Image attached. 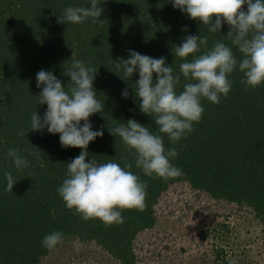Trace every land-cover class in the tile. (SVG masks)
<instances>
[{
	"label": "trees",
	"instance_id": "16d2710c",
	"mask_svg": "<svg viewBox=\"0 0 264 264\" xmlns=\"http://www.w3.org/2000/svg\"><path fill=\"white\" fill-rule=\"evenodd\" d=\"M89 4L90 0H0V264H41L62 244L52 250L43 246L44 236L54 231L63 233L62 242H94L121 264H138L134 241L156 225L155 207L172 187L182 183L216 201L248 206L264 225V83L245 92L243 73L237 68L229 76L232 89L227 97L221 95L218 104L201 100L204 112L193 123L192 132L175 144L164 135L165 147L178 150L172 163L183 175L175 179L145 176L135 167L134 154L107 130L135 119L158 133L152 117L140 111L131 87L138 73L125 81L116 68L118 59L128 58L129 49L153 58L163 56L174 74H180L184 61L172 49L189 34L207 36L208 49L223 42L240 59L242 54L226 36L229 26L225 23L220 32L211 33L208 25L173 8L170 0H107L100 5L103 24L91 19L83 24L57 23V15L66 7ZM205 50L202 46L201 52ZM73 58L96 69L94 88L104 103V111L89 118L93 130L104 126V135L89 143L88 159L122 167L132 163L130 171L147 182L145 210H123L122 224L84 221L66 207L57 189L66 178V163L81 149L62 148L59 134L46 129L31 131L32 114L43 116L47 108L39 104L42 89L36 87V73L52 71L70 87V77L63 75V69ZM180 75L178 93L189 82ZM126 87L130 94L125 99L121 93ZM33 146L41 151L39 157L32 154ZM13 148L29 161L26 168L14 167L7 155ZM6 171L17 181L13 191L7 190ZM221 253L216 251L220 262L229 264Z\"/></svg>",
	"mask_w": 264,
	"mask_h": 264
},
{
	"label": "clouds",
	"instance_id": "9594fccd",
	"mask_svg": "<svg viewBox=\"0 0 264 264\" xmlns=\"http://www.w3.org/2000/svg\"><path fill=\"white\" fill-rule=\"evenodd\" d=\"M170 2L173 8L186 13L190 19L208 25L211 33L220 32L226 23L229 26L226 36L242 56L238 59L232 47L220 41L208 49L207 36H185L182 43L172 49L173 54L184 61L179 65L180 74L189 81L179 93L176 87L181 75L174 74L172 66L166 65L165 57L153 58L129 49L127 59L121 57L116 61L117 70L123 72V78L120 76L123 80H131L133 74L138 73L135 87L133 84L131 87L139 100L140 111L152 117L158 126V133L154 134L135 119L127 120L126 124L107 127V130L113 137L118 136L125 148L134 154L135 167L145 176L155 175L164 180L183 175L182 170L172 163L178 156V150L165 147L164 135L175 144L192 132L193 123L199 122L204 112L201 100L206 98L218 104L221 95L227 97L232 89L229 76L237 68L243 73L241 83L245 85V92L264 83V0ZM103 3H107V0H90L86 7H66L57 15V23L83 24L91 19L95 24H103L105 20L100 19L104 12V8L100 7ZM244 5L247 6L246 10ZM184 31H187L186 26ZM202 46L206 49L203 52ZM190 55L194 58L189 61L187 58ZM96 73V69L86 66L84 61L73 58L70 66L63 69V75L70 77L68 84L71 86L66 87L52 71H38L36 87L42 90L37 97L39 104L47 105V108L43 116L37 112L32 114L31 131L43 132L46 129L50 134H59L62 148L81 149L78 156L66 163V178L57 192L66 207L74 210V214L82 220L98 219L105 226H111L124 223L122 211L125 209L145 210L147 182L130 171L132 163L126 162L122 167L112 161L98 163L88 159L89 143L104 135V126L100 130H93L89 119L104 111V103L97 99V90L94 88ZM129 94L127 87L122 90V98H128ZM33 147L32 154L39 157L41 151ZM7 155L17 170L29 164L14 148L9 149ZM4 175L7 190L13 191L17 181L11 172L6 171ZM62 241L63 233L54 231L44 236L42 244L52 250ZM80 243L97 246L94 242Z\"/></svg>",
	"mask_w": 264,
	"mask_h": 264
},
{
	"label": "rangeland",
	"instance_id": "374dc122",
	"mask_svg": "<svg viewBox=\"0 0 264 264\" xmlns=\"http://www.w3.org/2000/svg\"><path fill=\"white\" fill-rule=\"evenodd\" d=\"M156 225L133 249L138 264H264V225L246 205L216 201L188 184L172 187L155 207ZM204 234V236H203ZM41 264H120L93 243L67 239Z\"/></svg>",
	"mask_w": 264,
	"mask_h": 264
}]
</instances>
